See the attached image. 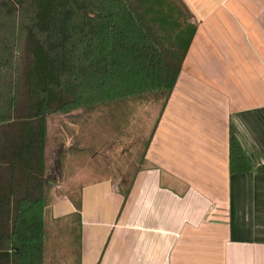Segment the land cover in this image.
Masks as SVG:
<instances>
[{
    "label": "crops",
    "instance_id": "crops-1",
    "mask_svg": "<svg viewBox=\"0 0 264 264\" xmlns=\"http://www.w3.org/2000/svg\"><path fill=\"white\" fill-rule=\"evenodd\" d=\"M179 1L195 32L130 180L49 119L44 264L65 238L68 264H264V176L229 170L231 131L264 165V0Z\"/></svg>",
    "mask_w": 264,
    "mask_h": 264
},
{
    "label": "trees",
    "instance_id": "trees-1",
    "mask_svg": "<svg viewBox=\"0 0 264 264\" xmlns=\"http://www.w3.org/2000/svg\"><path fill=\"white\" fill-rule=\"evenodd\" d=\"M180 3L0 0V264H44L52 115L153 91L167 101L195 32ZM254 168L264 176L231 131L230 173Z\"/></svg>",
    "mask_w": 264,
    "mask_h": 264
},
{
    "label": "rangeland",
    "instance_id": "rangeland-1",
    "mask_svg": "<svg viewBox=\"0 0 264 264\" xmlns=\"http://www.w3.org/2000/svg\"><path fill=\"white\" fill-rule=\"evenodd\" d=\"M178 15L180 20L183 21L184 16L181 12H178ZM161 18L162 16L157 18L158 24H161ZM180 20L177 21L180 22ZM170 21L171 18L167 22ZM163 92L153 91L123 100L91 105L80 110L81 115L75 117L78 121L76 126H78L79 134L77 139L79 145L76 148L79 149L81 145L88 141L90 147H88L86 157L97 156L95 159L96 165L92 163V169H97L99 172L113 171L112 174L106 173L107 175L99 174L98 176H111L117 181L122 177L128 180L132 178L151 131L159 118L161 110H163L166 97V93ZM70 118L73 117L62 114L51 116L50 126L54 141L57 138L55 130L60 121ZM68 121L67 124L70 125ZM53 147L54 144L51 143V152ZM82 160L87 161L88 159ZM50 177L52 178L51 174ZM51 178H48L50 182ZM51 185L53 186V184ZM51 193L52 190H50V195ZM66 240L68 238L62 241L58 240L57 247H54V253L58 261H66L68 264L70 259L73 260V253L70 258L65 254V251L74 248L73 240L62 244Z\"/></svg>",
    "mask_w": 264,
    "mask_h": 264
}]
</instances>
